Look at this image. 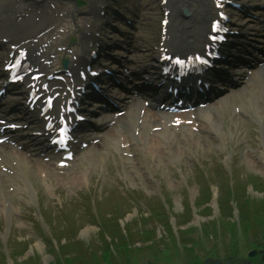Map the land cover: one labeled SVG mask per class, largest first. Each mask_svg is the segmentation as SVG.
Returning <instances> with one entry per match:
<instances>
[{
    "label": "rangeland",
    "instance_id": "1",
    "mask_svg": "<svg viewBox=\"0 0 264 264\" xmlns=\"http://www.w3.org/2000/svg\"><path fill=\"white\" fill-rule=\"evenodd\" d=\"M51 1L64 9L62 0ZM65 1L69 10L75 9L72 0ZM137 1L142 8L132 31L157 36L158 8L153 1ZM114 3L122 7L124 0ZM79 10L73 18L64 16L68 41L79 36L81 21L88 24L85 18L96 22ZM111 23L126 30L120 21ZM245 25L249 34L252 21ZM100 32L107 37L102 26ZM107 33L112 40L123 39L113 29ZM221 130V135L211 132L212 144L201 142L182 157L161 161L143 155L126 164L113 148L88 150L75 166L87 160L79 183L35 176L31 193L13 196L12 216L0 208V264H105L109 245L116 253L124 240L132 247L131 260L122 259L119 250L112 264H205L207 257L230 264L264 263L261 256L248 255L264 248V125L256 114L231 108ZM102 154L108 162L100 161ZM134 164H140L148 182L141 183L133 172L125 174V165Z\"/></svg>",
    "mask_w": 264,
    "mask_h": 264
},
{
    "label": "bare ground",
    "instance_id": "2",
    "mask_svg": "<svg viewBox=\"0 0 264 264\" xmlns=\"http://www.w3.org/2000/svg\"><path fill=\"white\" fill-rule=\"evenodd\" d=\"M213 1L171 0L168 2L165 7L170 10V26L162 38L163 46L169 47L173 51L176 49L192 48L204 42L209 32V24L217 11ZM182 7H186L189 10L190 18L185 19L179 14V9ZM51 12V8L39 10L27 5L21 8L17 5L16 0H0V35L6 39V44L10 41L12 44L26 47L21 52L25 54L29 52L30 59L32 58L31 60L35 62L36 66H39L38 71L40 72L46 70L47 67L39 61L40 57L38 58L34 53L40 49V46L38 43H33V35L31 33L36 29H45L49 26ZM19 16H22L20 20L18 19ZM11 20H13L12 24ZM54 20L57 19L54 18ZM77 68V63L75 61L71 62V71L75 73ZM242 76L247 75L241 74V78ZM243 84L240 90L234 93V97L232 96L227 99V103L225 102L224 104V101L218 102L206 112L198 111L199 113H197L195 121L199 123L200 131L215 130L218 134H221V131H218V129L223 126L224 118L220 119L219 115L225 116L224 113L231 106L239 107L240 109L248 107L251 112L259 117L261 123L264 125V117L261 116V113L264 112V66L256 69V75L251 76ZM143 109H146L145 104L138 100L135 101L127 116L119 120L113 126V129L104 135L102 143L92 148L100 149L101 147L110 145L120 149L122 144L133 142L129 147H124V150L135 152L139 144L147 143V154L149 157L161 161L163 158L173 159L182 157L183 153L187 154L186 151L190 146L197 147L200 142L212 144V141H209L213 136L212 133L208 134L205 137L206 139L201 138L202 136L198 135L193 127L186 123L182 124L180 128L175 127L171 124L170 115L156 112L151 108L148 109V112L146 110L147 113H143ZM30 138L32 139L33 137ZM31 143L32 141H30ZM11 150L2 151V147H0V156H2L0 157V188L3 190H5L2 187L4 176L6 175L3 172V168L5 167L8 169L14 167L21 170V172H28L30 175H32L31 171L35 170L37 176H40V170L51 169L49 162L46 163L40 159H32L27 155L28 152H31V148L28 149L27 153L13 148ZM131 170L134 173L132 176L137 175L141 183L148 182L149 177L141 172L139 165L132 166ZM125 173L129 175L128 171H125ZM77 180L79 181L80 178L74 175L72 182Z\"/></svg>",
    "mask_w": 264,
    "mask_h": 264
}]
</instances>
